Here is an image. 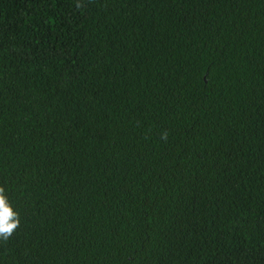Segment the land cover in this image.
<instances>
[{"label":"trees","instance_id":"1","mask_svg":"<svg viewBox=\"0 0 264 264\" xmlns=\"http://www.w3.org/2000/svg\"><path fill=\"white\" fill-rule=\"evenodd\" d=\"M8 225L0 264H264V0H0Z\"/></svg>","mask_w":264,"mask_h":264},{"label":"clouds","instance_id":"2","mask_svg":"<svg viewBox=\"0 0 264 264\" xmlns=\"http://www.w3.org/2000/svg\"><path fill=\"white\" fill-rule=\"evenodd\" d=\"M4 219H6V218L4 217ZM14 227H15V225H8V226L4 227L2 230H0V234H3L6 238L8 235H11L10 229H12Z\"/></svg>","mask_w":264,"mask_h":264},{"label":"snow or ice","instance_id":"3","mask_svg":"<svg viewBox=\"0 0 264 264\" xmlns=\"http://www.w3.org/2000/svg\"><path fill=\"white\" fill-rule=\"evenodd\" d=\"M7 215H8V211H7V209L5 208V209H4V211H3V217H5V218H6V217H7Z\"/></svg>","mask_w":264,"mask_h":264}]
</instances>
